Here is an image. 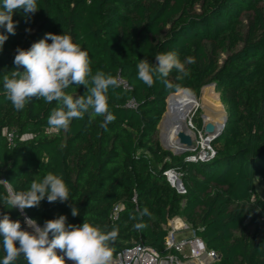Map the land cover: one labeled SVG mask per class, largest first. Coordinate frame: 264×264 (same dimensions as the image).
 Masks as SVG:
<instances>
[{
    "label": "trees",
    "instance_id": "obj_1",
    "mask_svg": "<svg viewBox=\"0 0 264 264\" xmlns=\"http://www.w3.org/2000/svg\"><path fill=\"white\" fill-rule=\"evenodd\" d=\"M37 3L40 10L28 18L22 9L14 12L15 35L0 28L8 36L0 51V180H6L12 192H23L38 177L62 174L72 200L45 199L38 208L26 209L27 216L41 227L46 220L66 215L69 224L82 225L85 220L114 228L115 258L135 242L167 253L166 224L179 215L219 254L210 264H264V200L256 190L257 180L264 179V0ZM48 32L70 35L88 52L93 74L102 70L131 85L132 89L109 90L115 120L107 130L100 126L103 117L88 114L73 119L67 130L50 129L47 119L56 101L32 99L17 111L5 99L3 74L10 75L15 67L16 48L28 49ZM169 50L177 51L181 61L196 58L186 65L189 75L177 80V73H170L171 89L159 79L146 86L137 78L139 59L154 63L157 53ZM210 83L220 91L228 118L212 140L215 156L189 161L191 152L174 154L156 133L166 100L168 106L172 100L174 108L181 99L197 97L193 93ZM64 91L75 98L85 89L72 85ZM130 99L137 107H126ZM4 130L14 133L12 143ZM25 134L32 137L21 139ZM169 169L182 174L185 193L168 181ZM8 191L0 182V214L6 212L22 225L19 210L3 204ZM69 204L80 215L73 217ZM144 209L149 214L141 217ZM137 223L147 227L138 230ZM3 255L0 245V260ZM18 264L26 262L21 259Z\"/></svg>",
    "mask_w": 264,
    "mask_h": 264
},
{
    "label": "clouds",
    "instance_id": "obj_2",
    "mask_svg": "<svg viewBox=\"0 0 264 264\" xmlns=\"http://www.w3.org/2000/svg\"><path fill=\"white\" fill-rule=\"evenodd\" d=\"M20 9L26 18L40 10L37 0H0V28L8 34L15 35L13 14ZM7 39V35L0 33V51ZM15 53V67L10 75L3 74L5 99L15 110H23L32 99H42L45 103L56 101L57 107L47 119L50 129L67 130L73 119H83L85 114L103 117L100 126L105 130L115 120L109 110L108 93L110 89L120 88L122 81L102 70L93 74L88 52L74 43L70 35L48 32L28 49L17 47ZM154 59V63L147 58L139 59L137 78L148 87L159 79L171 89L174 85L168 80L169 74L175 71L176 79L183 80L189 75L186 65L195 63L196 58L188 56L181 61L177 51L169 50L157 53ZM72 85L83 86L84 93L75 98L67 94L64 90ZM45 199L49 203L72 200L62 174L49 172L43 178L38 177L27 191L9 189L3 204L8 209L19 210L26 228L8 213L0 214V245L4 253L0 264H18L21 259L26 264H110L118 231L94 226L85 220L82 225L69 224L66 215L46 220L41 227L25 210L38 208ZM69 207L73 217L80 215L77 207L71 204ZM148 214L147 209L140 213L141 217ZM134 227L139 230L147 225L137 223Z\"/></svg>",
    "mask_w": 264,
    "mask_h": 264
},
{
    "label": "built area",
    "instance_id": "obj_3",
    "mask_svg": "<svg viewBox=\"0 0 264 264\" xmlns=\"http://www.w3.org/2000/svg\"><path fill=\"white\" fill-rule=\"evenodd\" d=\"M117 78L122 81L121 86L126 89H132L131 85L120 76ZM126 107L135 108L137 107V102L134 99H130L126 103ZM4 133L9 142L12 143L14 133L8 130H4ZM203 136H201V148L193 149L191 154L186 157L187 160L206 161L215 156L216 151L210 144L207 146L203 145ZM31 137L32 135L25 134L21 139H28ZM165 175L178 192L185 193V188L181 179L182 174L179 171L176 169H169L165 171ZM5 185L11 190L9 184L5 183ZM118 210L119 206L115 208V217ZM166 228L168 229L165 242L167 253L162 254L143 242H135L130 246L124 247L118 252L115 258H111L112 264H210L218 260L219 254L214 249L208 248L204 240L196 235L194 229L181 216L177 215L170 218L166 224ZM69 263L71 264V262Z\"/></svg>",
    "mask_w": 264,
    "mask_h": 264
},
{
    "label": "bare ground",
    "instance_id": "obj_4",
    "mask_svg": "<svg viewBox=\"0 0 264 264\" xmlns=\"http://www.w3.org/2000/svg\"><path fill=\"white\" fill-rule=\"evenodd\" d=\"M192 97L193 96H190L180 100L178 105L172 109L170 108V110V105L168 106L169 111L166 112L163 122V137L165 145L170 146L174 150L184 148L180 144L178 134L185 130L184 128L188 125L187 118L196 108L200 106L206 108L208 114L205 115V119L209 121L213 120L212 122L217 126L222 125L224 122L225 116L220 114L222 103L220 102L219 97L213 94V90L204 92L203 97L200 100ZM210 111L213 112L214 115L211 116L209 114ZM208 136V138L206 136L202 139L204 146L209 144V138H211V135Z\"/></svg>",
    "mask_w": 264,
    "mask_h": 264
},
{
    "label": "rangeland",
    "instance_id": "obj_5",
    "mask_svg": "<svg viewBox=\"0 0 264 264\" xmlns=\"http://www.w3.org/2000/svg\"><path fill=\"white\" fill-rule=\"evenodd\" d=\"M187 90H189V89H187ZM210 90H213V94L217 95L219 97V99H220V102L222 103V107L220 108L221 109L220 114L226 116L227 115V111H226L225 104L222 102L220 91L217 90V87H216V85L214 83H210V84L205 85L204 87H202L200 92L197 93V94L193 93L190 90H189L190 92L189 91L188 92L189 93H193L194 95L197 96V97H192V98H196V99L200 100L203 97L204 92L210 91ZM171 103H172V100L170 101L169 105H171ZM169 110H168V105H167V100H166V111H165V113L163 115V118H162V120H161V122H160V124L158 126V130H157V133H156V136L160 140V142L163 145V147H164V144H165L164 143V137H163V133H164V131H163V122H164V118H165L166 112L169 111ZM207 114H208V111L206 110V108H204L203 106L202 107L200 106V107L196 108L194 111H192L190 113V115L188 116V118H187L188 125L184 128L185 129L184 132H187V133H189L192 136L193 140H192V146L190 147L191 150L197 149V148L198 149L201 148V136H203V135H204L203 137L207 136L206 133H205V125H206V123L213 121V120L209 121V120L205 119V115H207ZM209 114L211 116L214 115V113L211 112V111H210ZM203 137H202V139H203ZM209 144H210V146L213 149L215 148V146L213 144V141H211ZM170 151L173 152V150H170ZM185 153H183V154H185ZM256 190H257L260 198L264 200V179L259 178L257 180ZM22 228H26V226L24 225V222L22 224ZM68 264H70V263L68 262ZM110 264H112V262H110Z\"/></svg>",
    "mask_w": 264,
    "mask_h": 264
},
{
    "label": "water",
    "instance_id": "obj_6",
    "mask_svg": "<svg viewBox=\"0 0 264 264\" xmlns=\"http://www.w3.org/2000/svg\"><path fill=\"white\" fill-rule=\"evenodd\" d=\"M171 95H173V94H171ZM170 95V96H171ZM169 96V97H170ZM168 97V98H169ZM167 105H168V101H167ZM227 118H228V116L226 115L225 116V118H224V122H223V124L222 125H220V126H217L215 123H213V122H208V123H206V125H205V133L207 134V135H211V138H209L210 140H209V142L210 141H212L213 139H215L216 137H218L220 134H221V132L223 131V129H224V126H225V123H226V121H227ZM178 137H179V141H180V144L184 147V148H182V149H177V150H174V149H172L170 146H167V145H165L164 144V147H165V149H167V150H173V153L174 154H177V155H180V154H183V153H185V152H191L192 150H191V146H192V137H191V135L189 134V133H187V132H184V131H181V132H179V134H178ZM209 137V136H208ZM190 150V151H189ZM26 214V213H25ZM27 215V214H26Z\"/></svg>",
    "mask_w": 264,
    "mask_h": 264
}]
</instances>
